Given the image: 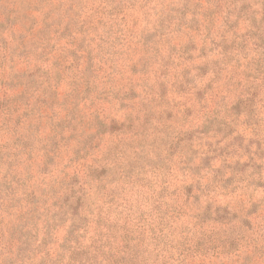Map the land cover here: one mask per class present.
I'll return each mask as SVG.
<instances>
[{
	"label": "rangeland",
	"instance_id": "obj_1",
	"mask_svg": "<svg viewBox=\"0 0 264 264\" xmlns=\"http://www.w3.org/2000/svg\"><path fill=\"white\" fill-rule=\"evenodd\" d=\"M194 1L198 26L186 0H0V264H69L72 218L83 246L97 229L107 257L127 244L117 256L136 264H264V155L262 187L205 169L199 201L182 190L202 155L218 168L246 160L248 139L264 150V0ZM208 204L235 218L192 217Z\"/></svg>",
	"mask_w": 264,
	"mask_h": 264
},
{
	"label": "trees",
	"instance_id": "obj_2",
	"mask_svg": "<svg viewBox=\"0 0 264 264\" xmlns=\"http://www.w3.org/2000/svg\"><path fill=\"white\" fill-rule=\"evenodd\" d=\"M186 1L187 2L184 5L183 12L181 13L183 15L182 18L185 19V17L189 13L192 16V20L198 26L200 24V21L197 19V15L199 13V9L202 7V3L197 2V1L195 2L194 0H186ZM262 10H264V7H262ZM261 21H264V17L261 19ZM257 22H258V17H254L253 20L251 21V26H250L251 31L248 32L251 38L256 35V32L252 30V27L253 29H255ZM263 36L264 35H259L258 37L260 38ZM255 46L257 47L256 51L258 53L257 62L259 65L264 66V45L262 46L259 44H255ZM233 47L234 46L232 45L231 48ZM23 76H25V74L16 73L15 76L13 77V80L14 78L19 79ZM9 84L12 86H16L17 84H19L20 86L19 82L17 83L13 82ZM55 95L56 97L59 96L57 92H54V96ZM16 99H19V97H17ZM232 110H237L238 115L245 113L246 115L245 121L247 122V124L249 123L248 124L249 126H252L251 124L253 121L252 113L254 112V100L252 98L240 99L239 102L235 106L232 107ZM210 121H212L211 123H214V120H210ZM116 123H117L116 121L112 122L111 127H107V125L102 124V126L99 128V130H97L94 136L95 135L101 136L107 133H115L119 131L121 128H124V125L118 126ZM258 123L259 122L255 123L257 124L256 127L258 126L261 127V124H258ZM225 128L230 129L229 132L233 131V129L230 126L225 125ZM206 131L208 130L205 129L204 132L207 133ZM234 138L236 141H239V140L241 141V143L238 144L239 149L240 150L244 149V144L246 142L245 143L243 142L246 141V138L243 136H235ZM247 143L248 144L245 146V152H244V156L246 157V160L244 161L242 159L241 160L238 159L236 162L233 163L227 159H224L222 161L223 166L216 168L212 165V163H210L216 158V156H212V155L203 156L202 155L200 158L201 161L199 164L194 163L192 165L186 166L187 171L189 172L190 176H192L193 179L191 183L182 185V190L184 191V195H185V203L186 204L189 203L190 200L199 201L200 196H203L206 194L207 189L205 187H202L203 184L201 180L199 179V177L203 175L202 171L205 169L210 171V174H212L211 176L213 178L212 180L214 182L219 183V185H221V188L223 189H230L231 186L234 185V183H245V182L249 183V186L262 187L263 186L262 182L260 181L257 182L254 179L256 175H258L260 179H262L263 177L262 174L259 173V169H261V164L258 161L264 155V150L260 142L256 141L255 139H252V138L248 139ZM254 144L256 145V150L253 149ZM250 169H253V171L250 172ZM107 170L108 169H106V167L103 169L94 170L95 177L97 179H100L103 175H105ZM203 177L204 176H202V178ZM252 178L253 180H251ZM188 206L191 209V211H194L193 204L192 205L189 204ZM206 208L207 210L205 211L199 210V212L192 215V217L197 218V220H199V222H202V223H206L209 220L218 221L220 223H227L229 221H232L233 218H235L234 212L227 205L223 206L222 204H217V205L208 204ZM77 211L78 210L75 208L72 217H75V215H77ZM72 219H73L72 220L73 222H71V225L68 228L67 237L64 243L61 245V250L63 251L64 256L69 255V260H70L69 264H106V262H102L103 260L108 261L107 264H136V262L141 263V262H138V260L135 259L133 256L129 258L119 259V256L117 255L121 254L122 256L125 253L123 249L127 248L125 247L127 244L121 248V251L119 249L117 253L113 254L112 256L107 257L102 243H99V241H97V237H98L97 229H95L94 236L90 239L89 244L87 246H83L80 243L79 236H78L81 226H79L76 223V221H74V218ZM85 221L87 222V220ZM49 223L50 221H47L46 225H48ZM248 223L250 222L248 221ZM82 229L86 231L87 224H84V226L82 225ZM124 230H126L128 233L127 228L124 227ZM162 232H166V228L161 227L158 232H155V234L157 235L156 237H160ZM151 240L155 241L157 240V238L152 236ZM125 241L123 242V244H125ZM23 244L28 245L27 242H23ZM24 246H18L19 252L25 253L26 251H28L27 248L24 249V251H21V248ZM179 253H182V252H179ZM17 255H20V254H17Z\"/></svg>",
	"mask_w": 264,
	"mask_h": 264
}]
</instances>
